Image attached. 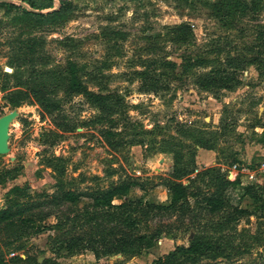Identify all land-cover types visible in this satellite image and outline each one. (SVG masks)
<instances>
[{
  "label": "rangeland",
  "instance_id": "374dc122",
  "mask_svg": "<svg viewBox=\"0 0 264 264\" xmlns=\"http://www.w3.org/2000/svg\"><path fill=\"white\" fill-rule=\"evenodd\" d=\"M63 1L64 9L52 15L60 10V0H0L14 6L0 5V117L14 110L4 86L28 90L19 84L29 83V69L13 73L10 65L18 58L36 60L37 83L47 87L49 99L59 107L48 115L29 98L15 108L9 152L0 156V212L58 190H104L127 178L144 185V191L133 188L128 198L165 205L168 193L159 185L171 178L173 161L171 153L161 151L173 140L184 144L185 152L195 147L197 138L211 140L212 150L197 149L198 173L220 168L229 181L240 182L245 174L236 179L229 175L237 165V170L255 174L248 185L264 188V74L249 63L237 72L239 83L232 90L204 92L195 84L230 58L252 62L259 57L264 72V0L256 14L238 4L217 13L213 6L224 0ZM240 3L248 6L250 0ZM180 25L188 27L185 36L172 31ZM71 65L87 92L120 97L112 125L97 121L100 112L92 98L69 93L68 81L55 86L47 74L68 75ZM145 76L155 81L146 82ZM144 84L152 91L141 92ZM104 130L114 133L117 149L107 146ZM132 140L142 145L131 146ZM194 179L181 181L189 192L213 190L207 181ZM226 198L246 211L228 229H216L227 211L208 214L189 198L191 210L183 217L161 215L141 224L147 234L160 227L164 231L142 255L100 259L84 249L60 247L63 233L72 226L53 230L55 214H68L73 207L36 209L32 213L48 215L40 231L19 221L0 225V264H153L194 236L219 243L221 253L183 264H264V209L232 188Z\"/></svg>",
  "mask_w": 264,
  "mask_h": 264
},
{
  "label": "trees",
  "instance_id": "16d2710c",
  "mask_svg": "<svg viewBox=\"0 0 264 264\" xmlns=\"http://www.w3.org/2000/svg\"><path fill=\"white\" fill-rule=\"evenodd\" d=\"M240 1L224 0L221 4L214 5L213 7L216 8L217 13H227L230 8L237 7L236 5L238 4L246 7L249 13L256 14L263 2L262 0H250L249 5L246 6L240 3ZM60 4V10L52 15L59 14L64 9L63 0H60ZM0 5L8 8L14 7L12 5ZM26 13L29 14L28 12ZM41 16L44 17V15ZM172 31L178 36H185L188 32V27L180 25L173 27ZM33 51L30 50L32 56ZM249 63L256 65V69L260 72V75L264 74V72L262 73L260 71L263 60L259 57H255L252 62L230 58L224 66L211 69L205 75L197 78L195 84L198 89L204 92L211 90H232L239 83L237 72L243 70L242 68L244 66L242 65H248ZM10 65L12 66L13 73L15 70H21L26 66L29 69L30 75L28 84H19L26 85L27 91H9V88L4 86L3 89L8 91L6 100L10 107L12 109L18 108L27 99L32 98L42 108L44 113L52 115L59 107L49 99L48 95L50 92L47 87L37 83L40 73L35 67L36 60L32 57L26 60L18 58L14 62H11ZM47 74L54 77L55 82L53 84L55 86L60 85L59 82L64 83L68 81L69 85L67 89L69 93H82L92 98V103L100 112L97 121L107 122L112 125L110 118L117 113L116 107L121 102L119 96H104L87 92L78 81L76 68L73 65L70 66L69 76L63 74L59 78H56L53 72H47ZM2 77L7 79L9 74L5 72ZM144 79L146 82L155 81L151 76H145ZM151 89V85L144 84L140 91L150 92L152 91ZM179 128L183 129L182 126H179ZM101 133L107 146L112 149H117L118 145L111 139L114 133L110 130H104ZM129 143L131 146L142 145L141 141L137 142L136 140H132ZM193 144L195 147L185 152V145L173 140L172 142H167L168 148L166 150L161 151L171 153L173 161L171 178L164 179L162 184L159 185L164 187L168 193L169 202L165 205L154 204L141 197L135 199L128 198L133 188L144 191V185L133 178H127L104 190L92 192L58 190L51 195L38 196V201L23 203L16 209H8L0 212V225L13 226L16 221H19L25 228L30 227V229L40 231L43 228L41 227V223L48 215L34 214L32 211L44 207H51L53 209L63 206L73 207L67 211L69 215L62 214L59 216L55 214L56 221L52 226L53 230L61 231L66 227L72 226L63 233V237L59 242L61 248L68 249L70 252L76 251V249H84L90 251L95 259L116 255L134 257L142 255L145 250L151 248L154 242L164 233L161 227L156 228L149 234L144 233L141 231V224L161 215L176 214L177 216L180 215V218L183 217L181 215L191 210L189 198H192L194 203L203 205V209L208 214L213 215L227 211L225 219L216 224V229L219 232L232 227L241 215L246 213L245 210L233 206L228 201L226 193L229 189L232 188L241 199L247 197L253 200L254 203L261 204V207L264 209V188L262 186H241L238 179L229 181L226 174L220 168L204 169L198 173L195 162L197 149L200 148L210 151L213 149V144L211 140L205 138H197ZM192 175L195 177L194 180L200 178L202 182L207 181L205 183L211 185L213 190L206 194L189 192V186L183 185L181 181L183 179H189ZM193 181H190V183ZM198 197H201V199ZM83 200H87V202L79 208ZM115 200L120 203L114 204ZM71 213L72 217H70ZM76 223L81 224L75 225ZM24 230L23 228V235L25 233ZM221 247L219 243L213 240L194 236L187 246H176L173 251L163 258L155 260L153 264H183L185 261L189 262L194 258L202 256L214 257L213 255H219L221 253Z\"/></svg>",
  "mask_w": 264,
  "mask_h": 264
},
{
  "label": "water",
  "instance_id": "95a60500",
  "mask_svg": "<svg viewBox=\"0 0 264 264\" xmlns=\"http://www.w3.org/2000/svg\"><path fill=\"white\" fill-rule=\"evenodd\" d=\"M10 72V69L6 70ZM18 117L16 109L4 114L0 117V156L6 155L9 152V127L10 124Z\"/></svg>",
  "mask_w": 264,
  "mask_h": 264
},
{
  "label": "built area",
  "instance_id": "2783aa9c",
  "mask_svg": "<svg viewBox=\"0 0 264 264\" xmlns=\"http://www.w3.org/2000/svg\"><path fill=\"white\" fill-rule=\"evenodd\" d=\"M237 169H238V166L234 165L231 168V170H229V175L234 174L233 177H234V179H236V177L239 173L245 174V175H243V177H241V181H240L241 186L248 185L249 183H251V181H255L256 177H255L254 173L248 171L246 168H241V170H237ZM242 181H245V183Z\"/></svg>",
  "mask_w": 264,
  "mask_h": 264
}]
</instances>
